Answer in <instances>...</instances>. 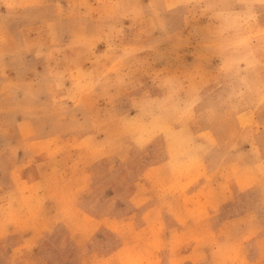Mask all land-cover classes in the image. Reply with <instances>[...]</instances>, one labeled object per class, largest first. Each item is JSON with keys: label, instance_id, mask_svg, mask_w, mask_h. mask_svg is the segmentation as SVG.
Segmentation results:
<instances>
[{"label": "rangeland", "instance_id": "rangeland-1", "mask_svg": "<svg viewBox=\"0 0 264 264\" xmlns=\"http://www.w3.org/2000/svg\"><path fill=\"white\" fill-rule=\"evenodd\" d=\"M119 190V218L81 227L86 262L264 264V0H0V197Z\"/></svg>", "mask_w": 264, "mask_h": 264}, {"label": "crops", "instance_id": "crops-1", "mask_svg": "<svg viewBox=\"0 0 264 264\" xmlns=\"http://www.w3.org/2000/svg\"><path fill=\"white\" fill-rule=\"evenodd\" d=\"M160 167V165L152 166L143 171V174L138 175L140 180L135 182V186L133 187V193L128 198V200H126L127 207H125V209H127V212L128 210L129 212L130 210H133L131 211L133 213L136 212L138 208H136L137 206H135V201H142V198L147 196V188L145 186H149L152 183L144 180V175L148 173L149 169H154L157 181L160 182V177L158 174V171H160ZM15 177L16 176L12 174L9 180L6 179L4 183H1V186L4 190L8 189V191H13L15 189V185L17 182ZM158 182H156V184H158ZM83 184L84 182H81V187H83ZM120 190L113 191L112 193H109L105 198L98 199L96 202L91 201L90 203H88L90 207H85L83 206V204H81L80 199L77 195L78 193L75 195L76 198H74V201H63L59 204L50 202L49 200L42 198L36 199L26 196L24 198L17 199L14 197H0V251L7 252V254L9 255L8 260L3 261L1 259L0 264H38L37 260L41 257H45L43 259L47 261V264H63L67 259L64 254V249H61L63 246H65L66 248H70V250L72 249L73 251H75V253H77L76 264H113L112 261H110L109 259H111L110 257H112V255L118 253L121 249H123L122 245H119V247H117L115 251H108L106 254H103V251L97 248L92 250L91 255L88 256L90 259L94 258L92 262L85 261L86 258L81 253L82 251L79 245L82 239L84 238L83 230H81V227L83 226L84 222H87L88 225L95 223L101 225V220H110L113 218L111 217L113 214H115L116 217L118 216L117 218L121 216L120 214H118L120 212L116 213L114 211L111 212L109 210V213H104L105 206L110 209L109 207L111 205L115 207L116 203L122 201L121 198L118 197V195H120L121 193ZM80 193H82V191ZM155 195L156 197L158 196L157 193H155ZM220 195V192H218L217 196ZM26 202L27 205L25 207H21ZM158 203L159 198L157 197V201H155L156 208L158 206ZM72 205L74 206L73 210L75 213H73V210L71 209ZM71 210L72 213L70 212ZM101 211L103 213H101ZM66 213L70 214L71 220L75 219L76 227H66V229L57 228L60 230L56 231L55 234H51L50 229L47 232L48 228L46 227H49V222L56 218L60 220L68 219L67 216L65 218L63 216L64 214L67 215ZM172 215L174 218L177 219L178 213H174ZM133 217L134 216H131V219ZM135 219L136 218L132 220ZM124 220H127V218H125ZM30 222H43L44 226L40 228H44V230L39 231L38 233L37 229L35 228L33 229V235L32 232L26 233L24 230H22V228L24 224H27V226L30 227ZM30 230H32V228ZM140 231H143V229H141ZM43 239H45V245H48L49 247H51V249H43L42 247H38V245H40L39 242L41 240L43 241ZM24 241H35L36 244H33L30 249L25 251L22 250L23 246H20V244L24 243ZM21 251L23 253L25 252L26 255H22ZM23 257L24 259H21ZM9 259H11V261Z\"/></svg>", "mask_w": 264, "mask_h": 264}]
</instances>
